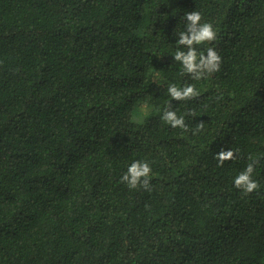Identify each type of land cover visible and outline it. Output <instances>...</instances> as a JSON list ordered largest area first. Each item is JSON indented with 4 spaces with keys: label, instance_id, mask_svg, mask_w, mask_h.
Returning <instances> with one entry per match:
<instances>
[{
    "label": "trees",
    "instance_id": "trees-1",
    "mask_svg": "<svg viewBox=\"0 0 264 264\" xmlns=\"http://www.w3.org/2000/svg\"><path fill=\"white\" fill-rule=\"evenodd\" d=\"M194 11L221 57L198 81L173 57ZM137 160L151 190L120 182ZM0 264H264V0H0Z\"/></svg>",
    "mask_w": 264,
    "mask_h": 264
},
{
    "label": "clouds",
    "instance_id": "clouds-1",
    "mask_svg": "<svg viewBox=\"0 0 264 264\" xmlns=\"http://www.w3.org/2000/svg\"><path fill=\"white\" fill-rule=\"evenodd\" d=\"M185 29L178 33L177 51L174 59L179 62L185 73L189 74L193 80L204 79L207 75L219 71L221 57L213 47H208L206 54L197 52V45L210 44L217 38V33L211 23H202V16L199 11L186 12L184 17ZM186 48L187 51L181 50ZM168 95L173 101H188L199 96L195 85H185L182 88L174 84L169 85ZM189 115H194L189 113ZM162 121L172 128H180L187 131L185 119L183 116H177L175 111L166 108L161 117ZM204 123L197 125L194 134L201 131ZM237 157V152L233 150L221 149L215 155L218 167H223L225 162L233 161ZM249 163L233 181L234 187L239 190L243 196H250L256 193L260 185L253 179L256 166L260 163L253 156L248 157ZM152 168L147 161H133L127 171L121 178V183L126 184L131 190H151L150 177Z\"/></svg>",
    "mask_w": 264,
    "mask_h": 264
}]
</instances>
